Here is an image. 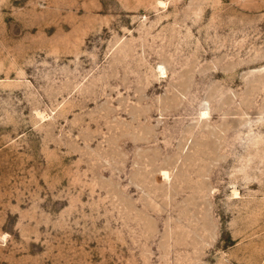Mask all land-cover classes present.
<instances>
[{
	"label": "rangeland",
	"instance_id": "obj_1",
	"mask_svg": "<svg viewBox=\"0 0 264 264\" xmlns=\"http://www.w3.org/2000/svg\"><path fill=\"white\" fill-rule=\"evenodd\" d=\"M0 264H264V0H0Z\"/></svg>",
	"mask_w": 264,
	"mask_h": 264
},
{
	"label": "bare ground",
	"instance_id": "obj_2",
	"mask_svg": "<svg viewBox=\"0 0 264 264\" xmlns=\"http://www.w3.org/2000/svg\"><path fill=\"white\" fill-rule=\"evenodd\" d=\"M161 69H163V67L161 66Z\"/></svg>",
	"mask_w": 264,
	"mask_h": 264
}]
</instances>
